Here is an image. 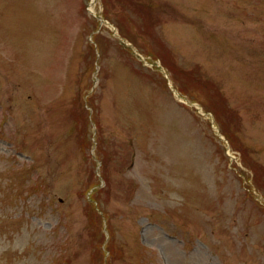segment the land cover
<instances>
[{"label":"rangeland","instance_id":"374dc122","mask_svg":"<svg viewBox=\"0 0 264 264\" xmlns=\"http://www.w3.org/2000/svg\"><path fill=\"white\" fill-rule=\"evenodd\" d=\"M90 3L0 0V264H264V0Z\"/></svg>","mask_w":264,"mask_h":264},{"label":"trees","instance_id":"16d2710c","mask_svg":"<svg viewBox=\"0 0 264 264\" xmlns=\"http://www.w3.org/2000/svg\"><path fill=\"white\" fill-rule=\"evenodd\" d=\"M207 96H208V99H209V101H210V103H211V104H213V103H215V102H216L215 104L217 105V101H216V100H217V98H212V97H211V96H209L208 94H207Z\"/></svg>","mask_w":264,"mask_h":264}]
</instances>
